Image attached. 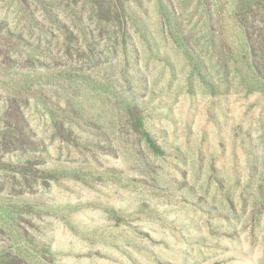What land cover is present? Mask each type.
<instances>
[{
  "label": "rangeland",
  "instance_id": "obj_1",
  "mask_svg": "<svg viewBox=\"0 0 264 264\" xmlns=\"http://www.w3.org/2000/svg\"><path fill=\"white\" fill-rule=\"evenodd\" d=\"M244 1L125 0L104 24L0 0V264H264V0Z\"/></svg>",
  "mask_w": 264,
  "mask_h": 264
},
{
  "label": "trees",
  "instance_id": "obj_2",
  "mask_svg": "<svg viewBox=\"0 0 264 264\" xmlns=\"http://www.w3.org/2000/svg\"><path fill=\"white\" fill-rule=\"evenodd\" d=\"M86 1L85 4H87L92 12H94L96 14V16L99 18L98 22L100 23H104V24H112L114 23V21H118L119 22V16L121 15V13L123 14V12L126 10V3L125 0H84ZM247 0H245L244 2H246ZM255 1V0H252ZM53 2L55 3L56 0H53ZM264 19V16H263ZM66 33L69 34L68 31H65ZM247 40L251 41V36L249 33H247ZM250 44V43H249ZM252 47V46H250ZM257 49V48H256ZM252 50L255 52V48L252 47ZM256 57H253L252 60V66L251 69L255 70V72L260 75L261 72L258 68L257 62H256ZM254 64V66H253ZM16 113V121L18 123V130H16V134L19 136V142L23 141V140H28V134L24 133L22 131V124H24V120L22 115H20V113L15 110L14 111ZM64 136H66V138H69L70 135L68 132L63 133ZM68 135V136H67ZM142 135L146 138V142L148 143V146L155 152H160V150L157 148V146L155 145V143L151 140L150 136L148 134H146V132H142ZM22 138V139H20ZM22 143H25L24 141Z\"/></svg>",
  "mask_w": 264,
  "mask_h": 264
}]
</instances>
